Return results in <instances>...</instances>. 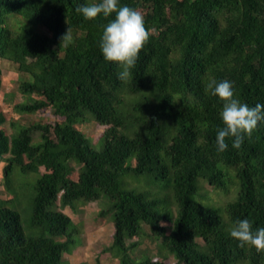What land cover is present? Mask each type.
I'll return each mask as SVG.
<instances>
[{
  "label": "trees",
  "instance_id": "1",
  "mask_svg": "<svg viewBox=\"0 0 264 264\" xmlns=\"http://www.w3.org/2000/svg\"><path fill=\"white\" fill-rule=\"evenodd\" d=\"M91 2L0 0V60L22 76L18 91L25 98L14 111L56 118L54 124L12 123L8 133L0 111L4 184L14 166L39 174L32 224L42 232L26 236L19 213L0 207V264H67L64 254L73 252L77 232L62 210L80 215L102 197L111 202L102 216L111 214L113 226L102 254L119 264H168L132 257L143 226L174 264H264V251L240 247L228 232L238 218L264 227V122L240 149L228 140L218 152L222 103L206 88L212 79H227L241 101L264 103V0H120L142 13L150 33L128 81L117 78L119 67L100 52L112 17L86 19L77 11ZM68 30L72 39L65 44ZM86 122L105 127L100 149L78 129ZM124 173L163 182L174 210L122 189ZM230 173L237 184L222 220L192 197L198 178L230 194ZM58 202L61 210H51Z\"/></svg>",
  "mask_w": 264,
  "mask_h": 264
},
{
  "label": "rangeland",
  "instance_id": "2",
  "mask_svg": "<svg viewBox=\"0 0 264 264\" xmlns=\"http://www.w3.org/2000/svg\"><path fill=\"white\" fill-rule=\"evenodd\" d=\"M0 68L2 70L3 87L0 88V111L4 114L5 124L8 133L13 131L12 123H20L29 126L31 124H54L56 118L48 112L37 113L32 115H21L14 111V106L25 101V98L19 93L18 88L22 76L17 72L16 67L7 61L0 60ZM78 129L90 140L92 146L100 149L102 146L101 136L105 127L86 122ZM38 133L34 134V141H38ZM130 159L128 160V164ZM5 163H0V207H7L17 211L20 215L23 232L28 237H37L42 234L41 230L32 224L33 202L35 197V184L39 179V174H24L20 168L14 166L9 182V186L4 184L3 170ZM75 170L78 166L72 164ZM226 171V167L220 166ZM41 173L44 170L41 168ZM230 185V194L226 195L220 190L211 187L203 178L197 179V191L192 197L194 201L201 205L217 210L222 220H225V202L231 200L235 190L237 179L234 174L227 176ZM122 189L140 193L149 199H160V208L165 211H171V205L167 190L164 189V183L153 179L147 175H136L133 173H124L119 178ZM59 202L51 206V210L59 208ZM82 207V204H79ZM111 202L107 197H102L100 201L90 203L80 213L73 215L70 208L62 210L64 214L69 216L75 224V240L76 246L73 249L74 254H64V261L67 264H119L118 260L112 254H102L103 249L111 242L113 234L112 215L105 214L104 211L109 210ZM61 210V209H60ZM174 210V209H173ZM144 235L139 240L140 245L132 252V257L137 262H141L147 258L162 260L168 264H174L175 258L169 254L150 237L149 229L143 226ZM138 241L137 239L128 240L127 245H131ZM202 244L201 240H198Z\"/></svg>",
  "mask_w": 264,
  "mask_h": 264
},
{
  "label": "clouds",
  "instance_id": "3",
  "mask_svg": "<svg viewBox=\"0 0 264 264\" xmlns=\"http://www.w3.org/2000/svg\"><path fill=\"white\" fill-rule=\"evenodd\" d=\"M77 11L86 19H95L101 15L105 18L112 17L103 26L99 40L100 52L105 61L114 62L119 67L118 79H132L131 70L150 35L142 13L126 4L122 5L120 0H93L78 6ZM71 39L68 30L62 41L67 44ZM206 88L222 103L219 113L222 127L217 130L215 137L216 150L225 151L229 147L228 140H231L233 148L240 149L258 124L264 122V103L257 102L250 106L241 101L234 94L233 82L227 79H212ZM228 232L240 247L248 246L264 251V227L254 229L248 218L234 220L229 225Z\"/></svg>",
  "mask_w": 264,
  "mask_h": 264
},
{
  "label": "crops",
  "instance_id": "4",
  "mask_svg": "<svg viewBox=\"0 0 264 264\" xmlns=\"http://www.w3.org/2000/svg\"><path fill=\"white\" fill-rule=\"evenodd\" d=\"M72 254H74V253H72Z\"/></svg>",
  "mask_w": 264,
  "mask_h": 264
}]
</instances>
